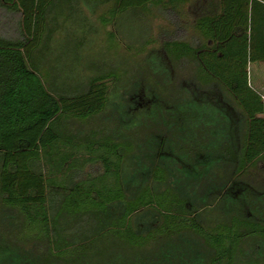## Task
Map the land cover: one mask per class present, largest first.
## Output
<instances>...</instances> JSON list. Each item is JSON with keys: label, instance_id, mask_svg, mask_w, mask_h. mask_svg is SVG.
<instances>
[{"label": "trees", "instance_id": "16d2710c", "mask_svg": "<svg viewBox=\"0 0 264 264\" xmlns=\"http://www.w3.org/2000/svg\"><path fill=\"white\" fill-rule=\"evenodd\" d=\"M86 11L89 20L77 18ZM123 14L163 21L158 38H148L152 27L144 33L140 53L169 63L175 86L199 61L247 113L240 161L226 163L219 180H239L240 199L254 214L242 211L240 222L250 223L240 226V242L260 247L241 264H264V98L248 76L250 63L264 61V0H0V264H117V251L136 256L138 264H155L136 234L126 239L122 222H91L116 218L101 211L97 199L79 200L75 190L101 189L108 199L103 191L121 186L120 143L97 139L103 128L94 127L98 120L105 126L111 94L137 83L153 86L95 62L85 83L62 88L39 62L47 41L67 22L82 20L90 31L97 22L119 44ZM189 29L193 40L180 34ZM81 124L90 131L79 138ZM96 166L99 171L84 179L86 168Z\"/></svg>", "mask_w": 264, "mask_h": 264}, {"label": "flooded vegetation", "instance_id": "af4514ba", "mask_svg": "<svg viewBox=\"0 0 264 264\" xmlns=\"http://www.w3.org/2000/svg\"><path fill=\"white\" fill-rule=\"evenodd\" d=\"M190 68L193 75L183 79L188 91L184 101H163L142 83L110 95L112 105L102 119L114 127L94 129L103 128L97 139L111 137L120 143L121 186L103 191L108 199L101 189L75 190L79 200L97 199L104 205L101 211L116 218L91 222H122L126 239L136 234L155 264H241L242 258L257 256L260 247L240 242V226L250 223L240 222L241 213L254 214L240 199L239 180L224 184L219 176L226 163L240 161L249 117L199 61ZM118 120L123 128L116 126ZM143 122L148 128L146 139L140 140ZM89 131L82 124L77 128L79 138ZM83 175L88 179L94 172Z\"/></svg>", "mask_w": 264, "mask_h": 264}, {"label": "rangeland", "instance_id": "374dc122", "mask_svg": "<svg viewBox=\"0 0 264 264\" xmlns=\"http://www.w3.org/2000/svg\"><path fill=\"white\" fill-rule=\"evenodd\" d=\"M81 5L84 6L83 3ZM85 9L87 10L86 6ZM189 11H191L189 17L191 20L194 15L192 12L193 8H189ZM83 16L88 18L90 14L87 11L86 14H77L78 19ZM79 21H77V24L75 22H67L57 29L54 37L47 41V47L39 60L43 64L46 76L56 85L68 88L85 83L91 75L88 68L89 64L96 62L107 66L112 65L121 74L126 73L123 79L137 78L153 86L163 101L170 97L182 101L187 98L188 91L185 86H175L173 81L174 72L169 67V63L162 60L159 55H152L148 58L149 55L145 56L140 53L144 44V33L148 32L150 27L154 29L148 38H158V26L163 23L160 18H157L154 23L152 17L137 19L123 14L119 24L116 26L119 33L118 39L121 42L119 44L113 43L109 39L106 30L97 22L94 24L95 30L90 31L88 26H83L82 20ZM169 31L173 33V29ZM180 34L187 39L193 40L195 33L189 29ZM83 36L85 39H82ZM127 46H131V49H127ZM148 48L150 49L151 47ZM248 72L249 85L264 98V61L250 63ZM192 75V69L189 68L188 76ZM197 105L200 106V104ZM159 106L163 107V102ZM99 123L102 124L98 120L96 124L99 125ZM103 124L109 128L114 127L108 121H104ZM121 125L122 123L118 120L116 126L123 128ZM141 126V129L143 128L144 130L140 131L139 138L144 140L146 139L145 131L148 125L143 122ZM94 169L99 171L97 166L86 168L87 171L92 172H94ZM114 261L117 264L139 263L136 256L121 251L114 253Z\"/></svg>", "mask_w": 264, "mask_h": 264}]
</instances>
